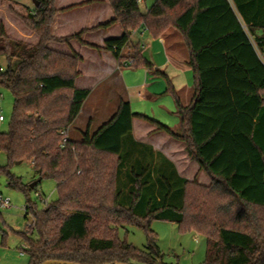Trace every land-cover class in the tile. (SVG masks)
Returning a JSON list of instances; mask_svg holds the SVG:
<instances>
[{"label":"trees","instance_id":"obj_1","mask_svg":"<svg viewBox=\"0 0 264 264\" xmlns=\"http://www.w3.org/2000/svg\"><path fill=\"white\" fill-rule=\"evenodd\" d=\"M35 1L27 15L13 12L38 36L36 43L10 37L0 22V85L14 96L0 150L9 165L31 161L35 180L24 183L9 165L0 171L9 187L27 195L46 178L57 182L58 198L43 209L28 198L26 217L32 214L37 235L22 234L28 264H165L153 219L205 235L204 264H264V0H154L146 12L139 0H107L110 20L64 37L53 35L56 15L96 0L63 8L56 0ZM115 24L123 34L103 47L83 40L89 30ZM170 28L186 42L195 79L191 104L177 98L181 130L135 113L121 100L96 132L89 122L81 140L70 137L91 89L76 84L82 56L49 44L77 40L111 52L119 66L133 60L131 67L166 78L131 37L139 29L160 37ZM135 117L185 142L210 184L182 177L162 153L136 141ZM130 225L145 231L144 248L120 239V229Z\"/></svg>","mask_w":264,"mask_h":264},{"label":"crops","instance_id":"obj_2","mask_svg":"<svg viewBox=\"0 0 264 264\" xmlns=\"http://www.w3.org/2000/svg\"><path fill=\"white\" fill-rule=\"evenodd\" d=\"M56 1L57 8H63L86 0L61 3L59 0ZM74 12L80 13L76 15ZM2 16L0 14V22L5 24L8 34L14 26L23 40L26 37L33 43L38 41L35 33L30 36L23 34V30L13 24L11 17L9 18L12 27H9L5 23L7 16L4 18ZM113 16L114 11L107 0H96L73 10L58 13L54 19L52 32L57 37L72 35L84 28L91 29L107 22ZM173 31L154 37L147 30L139 29L134 31L131 37V43L141 44L142 55L153 65V69L165 73L166 78L154 75L144 66L131 67L129 62L131 60L124 66H119L111 52L82 45L77 40H71L69 45L51 42L49 46L56 50L66 53L74 50L82 56L79 63L81 75L77 78L76 84L79 88L91 89L90 96L70 129L79 130L81 135V131H85L91 122V131L96 132L115 115L121 100H124L131 104L133 112L145 114L179 132L181 118L177 114V98L183 106L191 104L195 79L193 68L188 63V47L187 45L185 47L180 39L174 38L175 33L179 36L180 32ZM122 34L121 25L115 24L107 29L89 30L84 34L83 40L103 47L107 39L120 37ZM171 85L173 90L170 89ZM84 112L85 129L76 125ZM133 135L136 141L151 146L155 152L162 153L173 162L182 177L190 181L198 180L200 184H210V179L205 177L199 163L188 153L185 142L157 130V126L140 117L133 119ZM75 140H81V137Z\"/></svg>","mask_w":264,"mask_h":264},{"label":"rangeland","instance_id":"obj_3","mask_svg":"<svg viewBox=\"0 0 264 264\" xmlns=\"http://www.w3.org/2000/svg\"><path fill=\"white\" fill-rule=\"evenodd\" d=\"M59 1L61 3L70 0ZM76 1L80 0H72V2ZM153 3L154 0L141 1V9L146 11ZM34 5L33 0H0V14L3 15V18L7 16L5 17V23L8 24L9 27H12V22L9 18L11 17V19H13V24H16L22 29L23 34L30 36L35 32L24 25L14 12L27 15L29 11L33 10ZM74 13L79 15L80 12ZM76 21L80 22L78 19H76ZM15 29L16 28L13 26V29L8 35L14 39H22L19 31ZM171 30L173 31L175 29H168V31ZM178 34L179 36L175 33L174 38L180 39L179 41L186 47L184 38L180 33ZM25 38V41L33 43L30 38ZM0 61L4 64V60ZM13 110V93L6 87L0 85V111H2L5 117V120H0V132L9 129ZM98 112L100 113V111ZM84 122L85 112L81 115L76 125L85 129L86 123L84 124ZM69 135L75 139L81 137L77 129H70ZM7 165H9L8 156L4 151L0 150V166ZM9 169L13 175L20 177L26 184L35 180L32 163L29 160H25L20 164H11L9 165ZM203 172L205 177L210 179L207 173L205 171ZM7 180V173L0 171V194L3 195L4 198L10 200V204L7 207L0 205V264H28L29 256L26 252L27 246L22 234L25 233L30 235L34 239L37 236L36 233L33 232L34 228L30 227L27 229L29 225L34 223L32 214L26 217L25 208L28 198L36 204L38 209H43L47 203L58 198L57 182L54 179L46 178L42 180L36 189L30 191L29 195H27L22 190L9 187ZM195 181L199 183L198 180ZM39 194H41V196ZM151 228L158 236V245L163 254V262L165 264H204L207 254V237L205 235L195 230L185 231L178 223L161 219H153ZM119 237L123 240L126 239L128 242L141 249L147 244L145 231L138 226L130 225L121 228Z\"/></svg>","mask_w":264,"mask_h":264},{"label":"water","instance_id":"obj_4","mask_svg":"<svg viewBox=\"0 0 264 264\" xmlns=\"http://www.w3.org/2000/svg\"><path fill=\"white\" fill-rule=\"evenodd\" d=\"M36 5H38V2L33 0ZM21 162H17V164H20ZM37 182L32 183V187L36 185ZM42 264H79V263H74V262H69V261H61V260H48ZM106 264H127V263H120V262H114V263H106Z\"/></svg>","mask_w":264,"mask_h":264},{"label":"built area","instance_id":"obj_5","mask_svg":"<svg viewBox=\"0 0 264 264\" xmlns=\"http://www.w3.org/2000/svg\"><path fill=\"white\" fill-rule=\"evenodd\" d=\"M141 1H143V0H139V2H141ZM129 62L132 63L133 60H131ZM0 120H2V121L5 120V117H4L3 113H2V111H0ZM39 195L41 196V194H39ZM9 204H10V200L8 198H4L3 195L0 194V205L7 207ZM30 227L33 228L34 227V224L29 225L27 227V229H29Z\"/></svg>","mask_w":264,"mask_h":264}]
</instances>
